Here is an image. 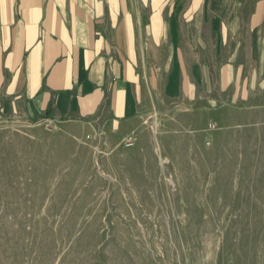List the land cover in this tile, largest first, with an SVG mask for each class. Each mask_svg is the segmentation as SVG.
<instances>
[{"label": "rangeland", "instance_id": "rangeland-1", "mask_svg": "<svg viewBox=\"0 0 264 264\" xmlns=\"http://www.w3.org/2000/svg\"><path fill=\"white\" fill-rule=\"evenodd\" d=\"M104 130L0 120V264H264V90Z\"/></svg>", "mask_w": 264, "mask_h": 264}, {"label": "crops", "instance_id": "crops-1", "mask_svg": "<svg viewBox=\"0 0 264 264\" xmlns=\"http://www.w3.org/2000/svg\"><path fill=\"white\" fill-rule=\"evenodd\" d=\"M262 90L264 0H0V120L76 138L182 101L213 123Z\"/></svg>", "mask_w": 264, "mask_h": 264}, {"label": "built area", "instance_id": "built-area-1", "mask_svg": "<svg viewBox=\"0 0 264 264\" xmlns=\"http://www.w3.org/2000/svg\"><path fill=\"white\" fill-rule=\"evenodd\" d=\"M131 145H132V143H131V142H128V143H127V146H131Z\"/></svg>", "mask_w": 264, "mask_h": 264}]
</instances>
